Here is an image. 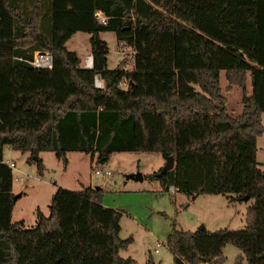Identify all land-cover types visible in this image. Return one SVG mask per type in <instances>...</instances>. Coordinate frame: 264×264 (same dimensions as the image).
Segmentation results:
<instances>
[{
  "label": "trees",
  "instance_id": "trees-1",
  "mask_svg": "<svg viewBox=\"0 0 264 264\" xmlns=\"http://www.w3.org/2000/svg\"><path fill=\"white\" fill-rule=\"evenodd\" d=\"M77 32L91 35L92 68L66 47ZM102 32L133 49L132 69L108 68L106 45L94 47ZM36 51L50 53L51 68L30 65ZM221 71L227 90H241L237 116L228 112ZM262 113L264 0H0V264H136L119 256L133 239L120 238L122 213L100 203V189L77 192L81 204L63 225L55 201L71 192L60 187L48 216L37 209L30 228L12 222L6 146L30 153L27 162L39 174L40 154L48 151L64 166L69 152L96 156L97 163L114 152L172 155L171 170L143 179L189 197L248 196L253 203L241 230L172 228L171 264H223L227 243L241 251L234 264L243 257L264 264V171L256 161ZM145 264L159 263L149 254Z\"/></svg>",
  "mask_w": 264,
  "mask_h": 264
},
{
  "label": "rangeland",
  "instance_id": "rangeland-1",
  "mask_svg": "<svg viewBox=\"0 0 264 264\" xmlns=\"http://www.w3.org/2000/svg\"><path fill=\"white\" fill-rule=\"evenodd\" d=\"M98 39L107 47L108 68L121 65L127 70L132 69L134 54L125 42L118 41L113 32H102ZM66 47L80 56L82 64L86 56L92 55L91 35L77 32L66 42ZM249 83L247 78L248 92ZM220 85L222 94L227 99L229 114L239 115L242 110L240 88L232 86L227 90L228 82L224 71L220 73ZM261 121L264 125V113L261 115ZM256 145V161L264 171V134L257 137ZM4 150L6 158L16 164L14 178L22 177L21 180L15 179L13 182L14 195L20 194V197L13 206L12 222L23 221L25 228H30L36 223L37 209L48 216L52 198L57 191L56 186H63L68 190L99 187L100 203L122 213L120 238L133 239L126 248L119 250V256L131 257L136 264H145L149 254L157 263L171 264L173 255L167 245V237L172 228L184 231H195L200 227L209 231L223 228L243 229L246 210L253 203V199L232 200L222 194H197L189 197L178 191L171 193L170 190H162L158 180L126 179L128 174L141 173L144 177L158 173L165 163L164 157L158 152H114L104 163H97L96 156L72 152L67 154V166H64L53 152H42L40 158L45 169L39 174L36 165L27 162L30 153H21L8 146ZM96 168L109 170L111 175L97 176L94 174ZM19 170L24 174H19ZM63 204L59 213L62 225L69 218L70 209L77 210V207L70 206V198L65 199ZM73 213L77 227H81L80 213ZM157 244L159 245L156 246ZM222 251L223 264H234L236 257L241 254L232 243H227ZM240 264L248 262L242 258Z\"/></svg>",
  "mask_w": 264,
  "mask_h": 264
},
{
  "label": "built area",
  "instance_id": "built-area-1",
  "mask_svg": "<svg viewBox=\"0 0 264 264\" xmlns=\"http://www.w3.org/2000/svg\"><path fill=\"white\" fill-rule=\"evenodd\" d=\"M95 16H96V18H97V20L100 22V23H102V24H106V22H107V17L101 12V11H97V12H95ZM131 48V47H130ZM131 50H132V54H134V51H133V49L131 48ZM47 56L46 57H37V52H36V54L34 55V57H33V60L32 61H29V63H30V65H32L33 67H35V68H51L52 67V61H51V55H50V53H48L47 52ZM45 58H47V60H48V62H49V64L48 63H39V59L40 60H44ZM83 66L85 67V68H92V55H88V56H86L84 59H83ZM94 86L95 87H98V88H102L103 87V80L100 78V77H98L97 75H95V77H94ZM121 86L123 87V86H125V87H127V82H126V80L125 79H123L122 81H121ZM5 163L6 164H8L9 165V167L12 169V170H15V168H16V164L13 162V161H10V160H6L5 161ZM16 170H18V169H16ZM20 171V170H19ZM20 173H22V174H24L23 172H19V174ZM94 174L95 175H97V176H99V175H101V176H110L111 175V173H110V171L109 170H101V169H95L94 170ZM15 179L17 180V179H22V177L21 176H16L15 177ZM169 190H170V192L171 193H175L176 191H178V189L177 188H175L174 186H170L169 187ZM159 244H157L156 246H158ZM155 251H157V250H155Z\"/></svg>",
  "mask_w": 264,
  "mask_h": 264
},
{
  "label": "water",
  "instance_id": "water-1",
  "mask_svg": "<svg viewBox=\"0 0 264 264\" xmlns=\"http://www.w3.org/2000/svg\"><path fill=\"white\" fill-rule=\"evenodd\" d=\"M94 47L96 51H101L104 49V44L100 42L98 37L94 38ZM164 159H165V163L162 166V168L159 170V172L157 173L158 177L163 176L167 171L171 170L174 167V157L172 155L167 156ZM126 179L143 180V175L141 173L128 174L126 175ZM95 189L99 190V187H96ZM18 197L19 195H14L13 200L16 201ZM248 199H249L248 196H244L242 198L243 201H247ZM201 228L202 227H200V229ZM210 260H212L211 256L203 258V261L206 263L209 262Z\"/></svg>",
  "mask_w": 264,
  "mask_h": 264
},
{
  "label": "crops",
  "instance_id": "crops-1",
  "mask_svg": "<svg viewBox=\"0 0 264 264\" xmlns=\"http://www.w3.org/2000/svg\"><path fill=\"white\" fill-rule=\"evenodd\" d=\"M48 54H47V52H45V51H37V57H46ZM39 61V63H48L49 64V62H48V60H47V58H45L44 60H38ZM82 65H83V63H82ZM98 76V75H97ZM99 77V76H98ZM5 149V148H4ZM5 151L6 150H4V152H3V161L5 162L6 160H10V159H8V158H6V156H5ZM70 153H72V152H69L68 154H70ZM12 171H14V170H12ZM15 181V178H14V175H13V182ZM58 185V184H57ZM57 187V189H58V187H60L61 189H63V190H66L67 192H71V193H75V194H68V195H66V198H64V193H63V195L62 196H59V197H57L56 198V201H55V203H56V212H60V211H62V206L64 205L63 204V202L65 201V199H69L70 198V200H71V204H70V206L72 207V208H75V207H79L80 206V204H81V202H80V199L77 197V192H80L81 190H83V189H81V190H68V189H66V188H63V186H56ZM12 193L14 194V192H13V186H12ZM19 196H20V194H19ZM71 196V197H70ZM83 207H84V205H83ZM85 208V207H84ZM83 208V209H84ZM13 210V209H12ZM58 210V211H57ZM70 210H73V209H70ZM42 214L43 215H45L44 214V212H42ZM46 216V215H45ZM35 221H36V218H35ZM156 252V251H155ZM244 258V257H243ZM138 264V263H137ZM160 264V263H159ZM249 264V263H248Z\"/></svg>",
  "mask_w": 264,
  "mask_h": 264
}]
</instances>
